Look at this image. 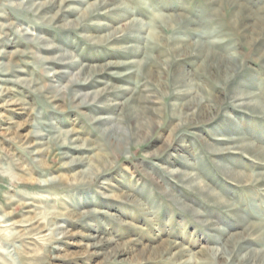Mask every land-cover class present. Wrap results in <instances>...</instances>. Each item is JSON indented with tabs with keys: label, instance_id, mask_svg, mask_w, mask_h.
Segmentation results:
<instances>
[{
	"label": "rangeland",
	"instance_id": "rangeland-1",
	"mask_svg": "<svg viewBox=\"0 0 264 264\" xmlns=\"http://www.w3.org/2000/svg\"><path fill=\"white\" fill-rule=\"evenodd\" d=\"M0 264H264V0H0Z\"/></svg>",
	"mask_w": 264,
	"mask_h": 264
},
{
	"label": "bare ground",
	"instance_id": "bare-ground-1",
	"mask_svg": "<svg viewBox=\"0 0 264 264\" xmlns=\"http://www.w3.org/2000/svg\"><path fill=\"white\" fill-rule=\"evenodd\" d=\"M164 21V20H163ZM167 23V22H166ZM196 45V44H195ZM193 46V45H192ZM187 49V48H186ZM203 56V55H202ZM212 56V55H211ZM262 99V98H261Z\"/></svg>",
	"mask_w": 264,
	"mask_h": 264
}]
</instances>
